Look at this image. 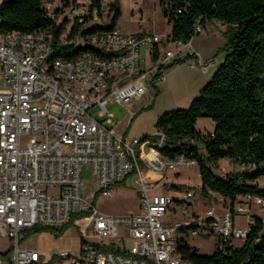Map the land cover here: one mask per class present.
Returning <instances> with one entry per match:
<instances>
[{"label": "built area", "instance_id": "built-area-1", "mask_svg": "<svg viewBox=\"0 0 264 264\" xmlns=\"http://www.w3.org/2000/svg\"><path fill=\"white\" fill-rule=\"evenodd\" d=\"M108 3L75 0L72 22L90 16H98V23L109 21ZM49 31L45 29V35L32 32L33 40H25L23 33L27 50L16 49L15 42L0 41V240L5 243L0 253L7 252L0 264H193L176 252V242L183 235L212 233L215 245L222 249L229 241L245 238L253 208L260 212L264 229V198L246 196L221 216L206 211L199 217L188 211L191 191L153 194L158 178L193 168L195 161L161 154L158 148L164 144V135L160 131L150 135L156 141L128 139L115 136L107 126L112 118L107 104L141 99L148 84L164 80L165 69L175 61L194 57L207 71L212 62L203 65L191 45L202 32L200 25L194 26L186 42L155 32L124 34L116 26L88 34L109 57L87 53L59 59L53 68L57 75H44L43 55L53 47ZM77 43H83V37L77 35ZM163 43L166 46L160 49ZM157 52H164L162 63H155ZM93 108L105 123L95 119ZM84 166L97 187L86 197L82 194ZM132 172L136 173L139 212L114 216L97 211L91 202L96 194L111 197V187ZM174 208L190 217L187 224L172 220ZM80 214L91 215L98 241H81L77 256L59 252L45 258L36 249L22 246L30 229L58 230ZM237 215L246 217L245 229L235 228Z\"/></svg>", "mask_w": 264, "mask_h": 264}, {"label": "trees", "instance_id": "trees-1", "mask_svg": "<svg viewBox=\"0 0 264 264\" xmlns=\"http://www.w3.org/2000/svg\"><path fill=\"white\" fill-rule=\"evenodd\" d=\"M74 3L75 0H0V35L49 29L54 58L73 59L87 53L109 57L93 47L89 42L91 36L86 35L116 26L120 17L116 2L110 4L109 25L94 27L98 16H90L80 23L72 22L65 32L66 24L72 21L68 10L73 9ZM158 5L174 41H188L197 24L203 27L206 22L216 21L225 27L221 49L224 59L210 81L188 108L158 117L155 128L164 135V144L158 151L170 159L184 156L194 160L202 194L208 198V194H215L229 202V209L246 196L264 198V190L255 184L264 176V0H158ZM77 35L83 37L79 45ZM163 45L160 49L165 48ZM179 63L175 61L169 67ZM200 118L208 119L212 125L205 134L195 130ZM222 160L240 169L224 175L215 173ZM66 226L58 230L35 227L27 231L26 237L45 229L55 232L57 238ZM215 247L212 255H201L185 239L176 242V252L193 264H264L261 218L251 217L239 245L229 241L222 249ZM0 258L6 259L7 252L0 253Z\"/></svg>", "mask_w": 264, "mask_h": 264}, {"label": "rangeland", "instance_id": "rangeland-1", "mask_svg": "<svg viewBox=\"0 0 264 264\" xmlns=\"http://www.w3.org/2000/svg\"><path fill=\"white\" fill-rule=\"evenodd\" d=\"M116 2L120 17L117 21L116 27L122 33H131L134 31H152L164 35L170 29L166 18H164L158 0H112ZM141 10V15L138 12ZM66 13V10H65ZM64 13V14H65ZM63 14V15H64ZM140 18L142 23L138 24ZM101 21V20H99ZM103 21V20H102ZM109 21L98 23L93 22L94 27H103L109 25ZM91 23V24H93ZM72 21L70 20L66 27H70ZM90 24V25H91ZM214 38L208 36L209 24H206V29L202 28V32L195 37L192 42L194 53L200 56L203 65L210 62L206 61V56L212 54L215 49L222 46L224 26L215 23ZM218 28V29H217ZM221 29V30H219ZM210 35V34H209ZM221 45L218 44L219 41ZM165 47V45H163ZM171 47V46H170ZM216 65L209 67L204 72L194 57L185 60L179 64L173 65L165 69L162 81L153 80L148 84L146 94L138 100L130 101L129 103H113L107 104L106 109L113 115L111 124H107L112 129L115 136L121 138H142L153 135L157 130L155 128L156 121L159 116L166 112L173 110L186 109L194 100L199 91L210 81L216 69L220 64L221 56L216 57ZM193 64V68L188 67ZM150 79H147L149 81ZM95 119L105 123L104 118L96 116V108L91 109ZM212 129L211 122L208 119L200 118L197 120L195 130L201 134H205ZM26 137H24V140ZM238 171L240 168L232 165L226 160L219 161L215 173L224 175L227 172H232L234 169ZM141 170L145 169L141 166ZM136 173H130L122 182L111 187V197H103L100 193L96 194L95 198L91 200L93 207L107 215H125L128 213L139 212V195L138 185L135 183ZM158 186L153 194H165L167 196H175L176 194L185 191H191L193 194L192 204L188 206L190 215L195 212L196 215L203 217L206 211L213 208L215 214L219 213L222 208H228V202H222L215 194H208L205 197L201 191L200 179L198 175L197 166L188 169H179L176 172H166L162 177L157 179ZM83 181V196H87L92 191H97L95 178L91 175L88 166L82 168ZM255 184L264 190V176L259 177ZM214 195V196H213ZM174 214L171 216L172 220H180L186 224L190 217L181 216L174 208ZM254 213H258L254 209ZM246 217L244 215L236 216V226L244 227ZM93 219L89 214H80L74 216L72 222L67 225L64 230L57 236L51 230L38 229L37 232H32L27 236L22 246L36 249L40 255L45 258L52 254L59 252H68L73 256H77L81 248V240L84 242H97L98 239L92 233ZM58 234V233H57ZM192 247L197 249L201 255H212L214 252L216 238L212 233H200L198 236L183 235L181 236ZM233 244L239 245L242 240L235 239ZM129 245V241H125ZM5 248L4 241L0 240V252Z\"/></svg>", "mask_w": 264, "mask_h": 264}, {"label": "bare ground", "instance_id": "bare-ground-1", "mask_svg": "<svg viewBox=\"0 0 264 264\" xmlns=\"http://www.w3.org/2000/svg\"><path fill=\"white\" fill-rule=\"evenodd\" d=\"M108 1H109L108 4L113 3L112 0H108ZM109 9H110V5H109ZM71 13H73V9H69L68 10V17H70L72 19V14ZM100 20L102 21V17H101ZM81 21H82V19H80V22ZM49 32H50V35H51V37L53 39L51 31H49ZM37 35H45V30L37 31ZM22 38H23V33H11V34H2V35H0V41L15 42L16 49H18V50H27V42L22 41ZM25 40H33V33H25ZM89 42H90V44L93 47L99 49L98 45H96L95 43H92V36L89 38ZM76 45H79V44L77 43ZM89 54H92V53H89ZM92 55L97 57V55H94V54H92ZM188 58H189V56L186 57L185 59H183L181 62H184ZM59 59H64V58H62V57H55V58L52 57V50L46 52L45 55H43L44 75H57V70H53V68H54V63H56V61H58ZM163 59H164V52H160L157 55V58L155 59V63H162ZM147 65H148V62H147ZM189 66L192 67L193 64L190 63L188 65V67ZM152 75H158V74H152Z\"/></svg>", "mask_w": 264, "mask_h": 264}, {"label": "crops", "instance_id": "crops-1", "mask_svg": "<svg viewBox=\"0 0 264 264\" xmlns=\"http://www.w3.org/2000/svg\"><path fill=\"white\" fill-rule=\"evenodd\" d=\"M138 11H139V13H140V15H141V10H139L138 9ZM215 23H217V24H219L220 26H222L219 22H216V21H211V22H206L205 24H204V26L202 27L203 29H206V24H209V26L210 27H208V36H210V37H213L214 38V30H216L215 29V26L214 25H216ZM218 29V28H217ZM219 30H221V29H219ZM170 31H171V28L169 29V31L167 32V33H165L164 35H169L170 34ZM148 32H153V30L152 31H148ZM142 34V33H147L146 31H142V30H138V31H134V32H131V33H127V34ZM126 34V33H125ZM210 34V35H209ZM220 34H222V33H220ZM196 37V36H195ZM195 37L192 39V42H193V40L195 39ZM192 42H191V45H192ZM221 40L218 42V44L219 45H221ZM223 45H224V38H223V43H222V46L220 47H218L217 49H215L214 50V52L212 53V54H209V55H207L206 56V61L207 62H212V65H210L209 67H213V66H215L216 65V57L217 56H221V58H222V60H221V62H219L218 64H221L222 62H223V59H224V54L221 52V49H222V47H223ZM189 58H192V57H189ZM188 58V59H189ZM208 67V68H209ZM208 70V69H207ZM164 79H165V77H164ZM112 116V118H113V115H111ZM111 124V123H110ZM110 128V127H109ZM111 129V128H110ZM111 131H112V129H111ZM234 167V166H233ZM234 169V168H233ZM214 196V195H213ZM220 200L222 201V202H225L223 199H221L220 198ZM228 204H229V202H228ZM223 206H224V204L222 203V208H221V210H220V212L219 213H217V214H215V210L213 209V208H211L210 210H207V211H213L214 212V215L215 216H221V215H223L224 213H226L227 211H229V208H226V209H224L223 208ZM254 209L255 208H253L252 210H251V214H253L254 216H258V217H260V212L258 211V213H254L253 211H254ZM256 210V209H255ZM192 215H195V216H198V215H196L195 214V212H192ZM199 217H201V216H199ZM204 217V216H203ZM235 220H236V216H234V218H233V221H234V226H235V228L236 229H245V225H244V227H239V226H236V222H235ZM234 242H236V240H234Z\"/></svg>", "mask_w": 264, "mask_h": 264}]
</instances>
